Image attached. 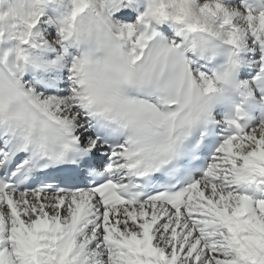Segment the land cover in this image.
Here are the masks:
<instances>
[{
    "label": "snow or ice",
    "instance_id": "6c2138e0",
    "mask_svg": "<svg viewBox=\"0 0 264 264\" xmlns=\"http://www.w3.org/2000/svg\"><path fill=\"white\" fill-rule=\"evenodd\" d=\"M67 2L46 21L63 0L0 13V44L14 42L0 48V264H264V199L237 190L264 178V121L246 131L237 107L234 133L177 187L187 130L248 87L233 78L246 46L264 79V5ZM194 12L230 35L226 54Z\"/></svg>",
    "mask_w": 264,
    "mask_h": 264
},
{
    "label": "bare ground",
    "instance_id": "6f19581e",
    "mask_svg": "<svg viewBox=\"0 0 264 264\" xmlns=\"http://www.w3.org/2000/svg\"><path fill=\"white\" fill-rule=\"evenodd\" d=\"M254 1L260 2L262 5H264V0H254ZM223 2L226 4L227 3H236V4L240 3L239 0H223ZM8 3H10V0H3V3H0V12L6 10V8L8 7ZM69 9H70V4H68L67 0H63V3L47 4L43 7V16L41 17V19L45 21L50 18L55 19L58 16H60L62 13L68 11ZM143 10H144V6H143V2H141L139 11L142 12ZM135 15L136 13H133V19H135ZM46 26L50 29V30L47 29L48 34L55 35V31H56L55 28L49 25H46ZM39 27L40 26H38L37 29H34V31L39 30ZM11 43H14V42H6L3 44H0V48H7L11 45ZM253 47L255 46L253 45ZM258 58H259V51L258 50L252 51L247 46L244 48L243 51L240 52L238 67L242 69V75L245 77L243 78V80L245 82H249L247 80V77L245 76V73H247L249 70H253L254 72L258 70V64L256 63ZM260 182H264V178L259 177V183ZM259 183H258V187L261 189V194L259 195L256 194L252 189H249L247 185H244L237 190L243 192V194H246L253 199H264V186H260Z\"/></svg>",
    "mask_w": 264,
    "mask_h": 264
},
{
    "label": "clouds",
    "instance_id": "9594fccd",
    "mask_svg": "<svg viewBox=\"0 0 264 264\" xmlns=\"http://www.w3.org/2000/svg\"><path fill=\"white\" fill-rule=\"evenodd\" d=\"M15 3V0H10V3H8V7L6 8V10L0 12V13H6L9 11V9L11 7H13ZM233 12H237L239 10L233 8L232 9ZM9 15H16V16H19L20 13L19 12H16V13H9ZM194 18L195 19H198L202 24L203 23H207L209 25V29L212 33V35L209 36V39L212 40V42L216 45H218L221 49L222 52H224L225 54L229 51L225 45L227 44V41L228 39L230 38V35L228 33H225V32H222L221 30V26L220 25H217L215 24V21L212 19V17H205L203 16L202 14L198 13V12H194ZM215 15V14H213ZM249 15H251V13H249ZM0 19L3 20V22L5 23V26H7V17H0ZM94 25L89 23L87 20L81 22V21H77V24H76V29L78 32H81L82 33V37L83 39L85 40V42H90V41H95L96 39V33L94 31ZM115 40V38H113ZM226 62V60H225ZM231 89H227L225 90L224 92V96H225V99H226V93H228ZM202 94L204 96H209L210 94L206 91H203L202 89ZM261 103H264V101H261ZM196 124H193L191 126V128H189L187 130L188 132V135L190 134V131L191 129L195 126ZM261 131L262 133H264V127L261 128Z\"/></svg>",
    "mask_w": 264,
    "mask_h": 264
},
{
    "label": "rangeland",
    "instance_id": "374dc122",
    "mask_svg": "<svg viewBox=\"0 0 264 264\" xmlns=\"http://www.w3.org/2000/svg\"><path fill=\"white\" fill-rule=\"evenodd\" d=\"M132 22V21H131ZM43 27H45L46 29H48V30H50L46 25L45 26H43Z\"/></svg>",
    "mask_w": 264,
    "mask_h": 264
}]
</instances>
